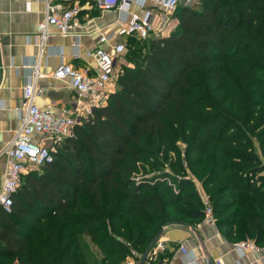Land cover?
I'll use <instances>...</instances> for the list:
<instances>
[{
  "label": "trees",
  "instance_id": "16d2710c",
  "mask_svg": "<svg viewBox=\"0 0 264 264\" xmlns=\"http://www.w3.org/2000/svg\"><path fill=\"white\" fill-rule=\"evenodd\" d=\"M170 18L63 152L23 177L10 212L0 207V264H120L164 226L204 219L192 180L153 174L159 153H176L181 171L179 141L219 230L264 244V0H198Z\"/></svg>",
  "mask_w": 264,
  "mask_h": 264
},
{
  "label": "crops",
  "instance_id": "0c3cea01",
  "mask_svg": "<svg viewBox=\"0 0 264 264\" xmlns=\"http://www.w3.org/2000/svg\"><path fill=\"white\" fill-rule=\"evenodd\" d=\"M50 1L65 7L78 2L80 26L68 36H61L50 28V38L40 54L34 36L37 24L43 18L45 0H0V153L19 128L20 109L24 102L22 91L33 81V71L37 69L39 74L34 79L36 89L40 91L35 104L42 109L50 107L54 112L72 111L77 96L66 80L53 78L56 69L62 64H71L95 75L96 69L93 62L86 59V52L108 50L116 43L126 47L134 40L138 41L134 37L120 36L100 43L101 33L108 35L118 31L117 12L98 10L94 0ZM132 12L141 17L148 13L150 22L156 27L169 22L172 30L177 24L152 2H147L143 9L133 5ZM261 160L264 164V157ZM4 172L5 160L0 158V187ZM241 243H253L256 250L241 252L237 249ZM210 260L212 264L215 260L223 264H264V244L258 245L250 239L229 240L215 222L202 219L193 224L164 226L158 244L148 257L149 264H207Z\"/></svg>",
  "mask_w": 264,
  "mask_h": 264
},
{
  "label": "built area",
  "instance_id": "2783aa9c",
  "mask_svg": "<svg viewBox=\"0 0 264 264\" xmlns=\"http://www.w3.org/2000/svg\"><path fill=\"white\" fill-rule=\"evenodd\" d=\"M181 0H94L95 7L100 11L115 10L117 12L118 31L112 34L101 33L99 42L107 43L120 36L134 37L140 42L152 37L168 35L172 30L169 22L159 27L150 22L148 13L143 17L132 12L133 5L143 9L147 2L158 5L168 17H171L180 5ZM184 6L196 4L198 0H184ZM81 7L78 2L70 6L56 4L45 0L42 20L37 24L34 36L35 45L42 54L50 38V28L57 34L68 36L80 26ZM78 46L76 45L75 48ZM126 53L124 44L116 43L108 50L96 49L85 53L96 69L95 75H90L84 69H78L71 64L60 65L53 74L56 80H66L77 96V104L72 111L54 112L52 108H39L35 98L40 93L36 89L35 80L39 74L33 71L34 79L22 91L23 105L20 109V125L13 140L0 153L5 160V172L0 187V206L5 212H10L13 195L20 187L26 174L36 172L53 161L52 154L67 140L75 136L76 128L89 121L94 114L104 107L109 96L111 83L118 76L120 61ZM204 221L214 222L211 203L202 197ZM158 244V243H157ZM156 244V245H157ZM241 252L256 250L253 243H241L237 246ZM184 255L187 252L181 248ZM134 254V253H133ZM134 254L127 264H135ZM138 262V261H137ZM149 264V263H148ZM213 264H223L215 260Z\"/></svg>",
  "mask_w": 264,
  "mask_h": 264
},
{
  "label": "rangeland",
  "instance_id": "374dc122",
  "mask_svg": "<svg viewBox=\"0 0 264 264\" xmlns=\"http://www.w3.org/2000/svg\"><path fill=\"white\" fill-rule=\"evenodd\" d=\"M186 4V2H184V0H181L180 1V5H184ZM145 43H142V42H139V41H134V42H131L129 43L128 46H126V53L125 55L123 56V60H122V64L120 65L119 67V72L121 71L122 67L123 66H127V67H130V68H133L134 66V62H135V58H139L143 55L144 51H145ZM261 75H264V71H261L260 72ZM117 78H115L113 80V82L111 83V86H110V90L112 91V93H115L118 89V86H117ZM178 144V148L181 152V159H182V163H183V166H181V171H179V162H177V166L176 167H172L173 164L178 161V157H177V154L176 153H168L166 157L163 156L162 153H159L157 155V158H158V162H159V166L156 167V169H154V172L153 174H163V173H168L172 176H175L177 179H182V180H192L193 183H194V190L196 192V194L200 197V199L202 197H205V198H208V194L207 192L201 188V184L200 182L194 178V176L192 175L191 171L189 170V168L186 167V162L183 160L184 157H183V150H184V144L182 142H177ZM61 146L56 150V153L55 154H59L60 152H63L61 151ZM64 156H66L65 154H63ZM179 157V158H180ZM37 172H40V170L36 171ZM23 183V181L21 182V184ZM20 184V186H21ZM198 186V188H197ZM211 191V189H210ZM200 194V195H199ZM182 210V209H181ZM172 216L175 217V214L172 213ZM176 219H181L179 217H177ZM83 240H84V243L86 244V248H85V251L88 255H97L99 256V252L98 250L96 249V247L93 245V243L90 241L89 238H87L86 236H83L82 237ZM135 251H133L131 253L130 256H126L120 264H127L129 262V260L131 259V257L134 255ZM141 253H142V249H141V252L140 253H137L136 254V260L135 261V264H137L140 256H141ZM15 264H20L18 263L17 261L15 262Z\"/></svg>",
  "mask_w": 264,
  "mask_h": 264
},
{
  "label": "water",
  "instance_id": "95a60500",
  "mask_svg": "<svg viewBox=\"0 0 264 264\" xmlns=\"http://www.w3.org/2000/svg\"><path fill=\"white\" fill-rule=\"evenodd\" d=\"M162 233H163V228H161L153 236V238L150 240V242L147 244V246L145 247L144 251L142 252V254H141V256H140L137 264H148L149 254L153 250V248L156 246V244L158 243L159 238H160V236H161ZM207 264H212L211 260L210 261H207Z\"/></svg>",
  "mask_w": 264,
  "mask_h": 264
}]
</instances>
